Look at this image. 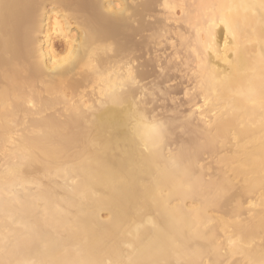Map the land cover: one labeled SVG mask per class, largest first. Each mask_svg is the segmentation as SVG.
Instances as JSON below:
<instances>
[{"label":"bare ground","instance_id":"bare-ground-1","mask_svg":"<svg viewBox=\"0 0 264 264\" xmlns=\"http://www.w3.org/2000/svg\"><path fill=\"white\" fill-rule=\"evenodd\" d=\"M0 264H264V0H0Z\"/></svg>","mask_w":264,"mask_h":264},{"label":"rangeland","instance_id":"rangeland-1","mask_svg":"<svg viewBox=\"0 0 264 264\" xmlns=\"http://www.w3.org/2000/svg\"><path fill=\"white\" fill-rule=\"evenodd\" d=\"M137 39H138V38H137ZM56 41H57V40L55 39V40H54V43H55V44L58 43V42H56ZM56 46H57V45H56ZM137 54H138V53H137ZM177 91H181L180 88L177 89L176 92H177ZM179 96H180V97H179ZM179 96H177L178 99H180L182 95L179 94ZM181 99H182V98H181ZM161 103H165V104H163V105L166 106V104L168 103V101H167V103H166V101H165V102H162V101H161ZM167 105H171V103H168ZM181 112H182V111H181Z\"/></svg>","mask_w":264,"mask_h":264}]
</instances>
